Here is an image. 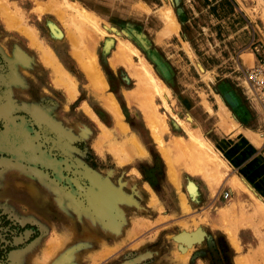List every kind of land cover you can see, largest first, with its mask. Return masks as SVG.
Instances as JSON below:
<instances>
[{"label":"rangeland","instance_id":"374dc122","mask_svg":"<svg viewBox=\"0 0 264 264\" xmlns=\"http://www.w3.org/2000/svg\"><path fill=\"white\" fill-rule=\"evenodd\" d=\"M66 1L0 0V41L29 53L0 50V213L38 228L0 264H264V113L247 77L264 0ZM127 40L165 88L144 84ZM229 88L255 105L225 107Z\"/></svg>","mask_w":264,"mask_h":264},{"label":"bare ground","instance_id":"6f19581e","mask_svg":"<svg viewBox=\"0 0 264 264\" xmlns=\"http://www.w3.org/2000/svg\"><path fill=\"white\" fill-rule=\"evenodd\" d=\"M65 4H66V6L69 8L70 7V2L69 1H66L65 0ZM7 6V5H6ZM4 7V6H3ZM8 8V7H7ZM10 8V7H9ZM9 9H6V8H4V9H2V11L4 12H7ZM4 18H5V16H3ZM6 18H8L7 16H6ZM8 19H10V18H8ZM12 20H14L13 19V17L11 18V21H9L8 20V23L9 24H11L10 22H14V21H12ZM8 24V25H9ZM17 25V24H16ZM52 27V26H51ZM52 32H53V34H55V35H57L58 37H60L59 35H60V33L55 29V26L53 27V29H52ZM74 32V31H73ZM125 34H127L126 32H125ZM73 36V35H72ZM71 36V37H72ZM75 36V35H74ZM70 39V38H69ZM87 40V39H86ZM71 41H73V40H71ZM80 41V40H79ZM82 41V40H81ZM76 43V41L74 40L73 42H72V46H75V47H77L78 45H77V43H79L78 41H77V43ZM81 43V42H80ZM87 43V42H86ZM83 44V43H82ZM113 44V41H108V45H107V49H110L111 48V45ZM77 45V46H76ZM75 47H73V48H75ZM78 47H80V45L78 46ZM76 49V48H75ZM120 51L124 54V56L125 57H127V58H131L132 56H138V58L141 60L140 61V65L142 66V73L146 76H144V78H146L145 80H144V82H146V83H144L143 82V80L141 79V81L146 85L147 84V81H149V82H151V83H153L152 85H154L153 87L154 88H157V86H156V83L157 82H161V83H159V84H163L164 85V83H163V81H161V80H159V79H157V77H155L154 75H153V70H151L152 69V67H150L149 65V67L147 68V64H145V61L146 60H144V57H142V55H141V53H140V50L132 43V42H130V41H121V43H120ZM87 58V57H86ZM80 59V58H79ZM85 59V58H84ZM80 63H81V65L83 66L82 67V69H84L83 71L84 72H86V75H87V77H88V79L89 80H91V78H93V80L95 79V80H97V78H101V76H103V75H101L102 73H101V71L100 70H97V66H96V70H95V68H93L92 66H90V67H92L91 68V71H89L88 72V69L86 68L87 67V64H86V62L83 60H81L80 61ZM94 63V62H93ZM111 63V62H110ZM146 63H147V61H146ZM86 64V65H85ZM97 65V64H96ZM94 66V65H93ZM54 67V66H53ZM95 67V66H94ZM60 68V67H59ZM63 68V67H62ZM58 69V66L57 67H54V70L52 69V71L54 72V71H56ZM80 70V69H79ZM64 71V70H63ZM90 74V75H89ZM57 75V74H56ZM54 76V75H53ZM68 76V75H67ZM69 78L68 79H70L69 81H68V83L67 84H64V85H67V87H72V84H73V82L75 83L76 81L73 79V77L71 76V75H69L68 76ZM96 77V78H95ZM139 79V78H138ZM60 81H61V83H63L62 82V79H59ZM147 80V81H146ZM158 80V81H157ZM63 81H65V80H63ZM92 81V80H91ZM140 81V80H139ZM54 82H56L55 80H54ZM58 82V81H57ZM66 82H67V80H66ZM149 82H148V84H149ZM144 84H142L143 86L141 87V88H144ZM57 85V84H56ZM151 85V86H152ZM74 86H76V84L74 85ZM141 86V85H140ZM149 86H150V84H149ZM149 86H147V87H145V89H147ZM150 86V87H151ZM77 87V86H76ZM160 87L162 88L163 86L162 85H160ZM159 87V85H158V88H160ZM74 88V87H73ZM109 88V87H108ZM157 88V89H158ZM164 88H165V85H164ZM163 88V89H164ZM70 88H68V90H69ZM148 90H150V89H148ZM147 90V91H148ZM96 91V90H95ZM146 91V90H145ZM159 91H160V89H159ZM78 92V91H77ZM150 92V91H149ZM98 93V92H97ZM147 93V92H146ZM99 94V93H98ZM110 94V93H109ZM148 96H149V94H147ZM109 96V95H108ZM147 96V97H148ZM163 97V96H162ZM76 99V98H75ZM144 100H146V99H144ZM143 100V101H144ZM153 105V104H152ZM155 107H157L156 105H154ZM142 110H144V113L146 114V111H145V109L144 108H142ZM189 120H191V118L189 119ZM161 121V120H160ZM160 121H158V122H160ZM162 122V121H161ZM152 123H155V122H152ZM166 123V122H165ZM177 123H179V122H177ZM156 124V123H155ZM161 124V123H160ZM152 125H154V124H152ZM151 125V126H152ZM157 125V124H156ZM189 125V124H188ZM155 126V125H154ZM167 126V125H166ZM184 126V125H183ZM182 126V127H183ZM190 126V125H189ZM148 127H150V124L148 125ZM165 127V126H164ZM150 128H152V127H150ZM155 128H157V127H153L152 128V130H153V134H155L156 132L158 133L159 131V129L156 131V130H154ZM162 128V127H161ZM168 129V128H167ZM185 129V128H184ZM151 130V131H152ZM185 130H187V129H185ZM166 131V130H165ZM155 132V133H154ZM157 133H156V135H157ZM153 134H152V136H153ZM160 134V133H159ZM155 135V136H156ZM163 135V134H162ZM154 136V137H155ZM153 137V138H154ZM175 141V140H174ZM176 143V142H175ZM173 147H174V145H173ZM163 148H164V146H163ZM161 149V148H160ZM169 149H170V147H169ZM169 149L168 150H165V148H164V150L166 151V153L169 151ZM174 149V148H173ZM173 149H171L170 150V154L172 155V151H173ZM163 150V149H162ZM168 155H169V153H168ZM188 192H189V194H191V196H195L197 193H198V187H197V185L194 183V182H191V183H189L188 184ZM263 217V216H262ZM262 221V220H261ZM253 222V221H252ZM253 224H256V223H253ZM187 227H189V226H187ZM188 229V228H187ZM198 231V230H197ZM189 233H185L184 234V236H182L183 237V245L184 244H186V243H188L190 240L188 239V237L186 236V235H188ZM194 234V233H193ZM182 235V234H181ZM190 235H192V234H190ZM180 235L177 237V241L179 240V238H182ZM195 237V236H194ZM197 237L198 236H196L195 238H196V240H199V239H197ZM199 238V237H198ZM176 240V239H175ZM195 240V239H194ZM236 240V242H238L237 241V239H235ZM234 240V241H235ZM234 241H232V242H234ZM236 247V246H235ZM238 247V246H237ZM236 247V248H237ZM240 249V248H239ZM259 249V248H258ZM239 252V251H238ZM251 252V251H250ZM263 254V253H262ZM240 261V260H239ZM242 262V261H241ZM256 263V262H255Z\"/></svg>","mask_w":264,"mask_h":264},{"label":"crops","instance_id":"0c3cea01","mask_svg":"<svg viewBox=\"0 0 264 264\" xmlns=\"http://www.w3.org/2000/svg\"><path fill=\"white\" fill-rule=\"evenodd\" d=\"M102 9H104V8H102ZM103 11H105V10H103ZM103 11H101V12H103ZM99 12H100V10H99ZM103 14L107 15L106 12H103ZM54 26H55V29L58 32H61L60 31L61 29L58 26H56L55 24H50L48 26L49 32L50 31L52 32V29H53ZM255 31H256V34L254 35V38H253L254 40H251L249 42V44H251L250 49H251V51H253L255 57L257 58L256 49L259 48V49H263L264 50V29H261L262 35L260 34V31H257V30H255ZM51 32H50L51 36L54 35L56 37V35L55 34H52ZM54 44H55V47L58 48V53L61 56V61L63 62V64H65L66 66H68L67 64L70 61H72V52H73L71 50V47L72 46L70 44H59L58 45V44H56V42ZM253 45H255L254 48L252 47ZM65 48H67V49H65ZM0 50L2 51V53H4V55L6 57L7 56L11 57L10 58L11 61H12V59L16 60V58L18 56H21L24 53L25 54H29L27 50H24L23 48H19L18 47V44L15 45V46H12L11 44H5V43H2L1 41H0ZM25 62H27V61L25 60ZM246 99L250 103L254 104V101H252L247 96V93H245L244 91H241V89H239V88L238 89L237 88H229V89H226L225 92L221 94V101H222L223 105H225V107L228 106L229 108H234L236 106H243L245 104ZM223 138H225V137L223 136L222 138H220L219 139L220 140L219 142H222L221 139H223ZM224 141L227 142V143H229V142H236V141L238 142V139L232 138V140H230V138L227 137V138H225ZM263 155H264V152H263ZM197 186H198V193L200 195L201 185L198 184Z\"/></svg>","mask_w":264,"mask_h":264},{"label":"trees","instance_id":"16d2710c","mask_svg":"<svg viewBox=\"0 0 264 264\" xmlns=\"http://www.w3.org/2000/svg\"><path fill=\"white\" fill-rule=\"evenodd\" d=\"M0 262H3L8 259L11 252L18 250L23 246L15 245V238L20 236L26 230L34 229L38 232V228L31 225H26L21 227L19 224L14 223L9 220L8 216L0 213ZM39 236V233L33 235L27 244L35 240Z\"/></svg>","mask_w":264,"mask_h":264},{"label":"built area","instance_id":"2783aa9c","mask_svg":"<svg viewBox=\"0 0 264 264\" xmlns=\"http://www.w3.org/2000/svg\"><path fill=\"white\" fill-rule=\"evenodd\" d=\"M256 55L257 63L254 68L248 70L247 77L264 113V50L257 48ZM223 196L228 199L230 193L226 192Z\"/></svg>","mask_w":264,"mask_h":264}]
</instances>
